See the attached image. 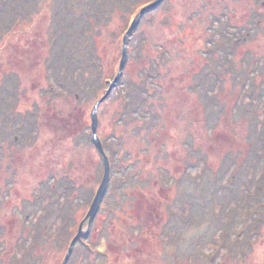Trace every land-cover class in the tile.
<instances>
[{
  "label": "rangeland",
  "instance_id": "obj_1",
  "mask_svg": "<svg viewBox=\"0 0 264 264\" xmlns=\"http://www.w3.org/2000/svg\"><path fill=\"white\" fill-rule=\"evenodd\" d=\"M65 1L0 0V264H63L104 175L88 139L92 113L118 75L132 22L157 0H134L135 11L130 4L115 9L112 0ZM163 3L129 34L122 75L97 109V136L112 126L117 93L138 85L153 67L151 104L164 114L157 121L165 134L151 141V153L160 143L166 147L159 178L169 190L151 184L129 201L121 196L126 186L115 180L129 172L112 169L95 221L67 264H242L236 261L241 254L222 244V231L231 208L244 212L264 171V0ZM81 12H88L85 20L78 19ZM75 28L90 33L88 40L61 35ZM74 39L80 53L69 58ZM67 65L88 67L92 77L71 78ZM142 166L157 165L144 159ZM55 175H70L82 196L92 198L72 207L70 230H62L59 216L71 210L59 203L64 194L53 193ZM261 218L254 233L260 239L248 248L245 264H264V213Z\"/></svg>",
  "mask_w": 264,
  "mask_h": 264
},
{
  "label": "trees",
  "instance_id": "obj_2",
  "mask_svg": "<svg viewBox=\"0 0 264 264\" xmlns=\"http://www.w3.org/2000/svg\"><path fill=\"white\" fill-rule=\"evenodd\" d=\"M67 1L68 0H66L65 2ZM79 1L80 0H78V2ZM112 1L113 3L111 2V4H113V8L118 9V6H119L118 10L128 7L129 4L130 6L133 5L132 7H130L132 8L133 11H135L137 7H139L137 3L134 2V0H112ZM168 1L169 0L165 1L163 5L167 4ZM93 2H97V0L95 1L93 0ZM123 3L125 7L123 6ZM76 5L74 6L76 7ZM86 13L81 12L78 19L85 20ZM68 30L69 29L64 31V34H61V35L65 37L69 33L71 38L74 37L76 39L77 37L79 39L81 36L84 38V40L85 39L88 40L89 38L88 36L90 33H87V31H82V32L80 31V34H79L78 29L76 28L71 31H68ZM75 39L74 41H72L70 45L72 52L70 53V50L68 49V53H66L67 57L69 58L71 57V54L73 57L76 54L78 55L80 53L79 49L81 47V43L77 42ZM62 43H63V40L61 41V46H62ZM141 43L144 45V40ZM155 52L158 54H161V51L159 50H156ZM88 55H91V53L88 52ZM60 59H61V56H60ZM92 60L94 61L93 64L98 61L96 57H92ZM155 60H157V58ZM85 66H86V61H85ZM67 67H69L68 69L70 71L72 70L70 72L71 78H74V77L80 78L83 75V73L88 74L92 77L93 72H87L88 67L86 68L79 67L78 71L75 70L76 66L67 65L66 68ZM71 67H73V69ZM95 69H96L95 71L97 72L96 73L97 76L102 74V66L97 65ZM153 69H154L153 67H150V71L146 70L145 72H143V74L140 77H138V79H140L139 81V83L141 84L140 86H139V83L138 85H136L137 82H135L133 85L129 86V89L126 90L125 94H123L124 93L123 91H120L119 93H117V96H115V98L117 100L118 107H117V110L113 114V118L111 122L112 126L110 127V130L106 133L105 136H102L99 138L100 141L102 142L104 149L110 152V155L108 156L110 160L111 170L114 168H117L118 171L122 170V171L129 172L128 177L115 179L118 183H121L126 186V188L121 193V196L127 198L129 201L134 200L136 198L135 196L136 193L134 192L140 191L142 194L144 192L143 189L145 190H147V188H149L150 190L153 189V187H151V184H153L154 188H157V190L164 189L163 190L164 193L168 192L167 190H169L163 187L162 178L161 177L159 178L161 168H163L162 164L166 160L165 158L166 156L165 148L166 147H164V145L160 143L159 145L156 146L157 151H153L151 153V151L155 147V146L151 147L152 145L151 141L158 140V137L160 135L163 136L165 134L164 132H161L160 125L157 121L158 118L160 116H163L164 114L162 112L153 110L152 104H151L152 102L151 99L155 98L154 97L155 91L152 94H150L151 89L149 86V84L153 83L156 78V75L152 73ZM65 73H66L65 75L61 73L59 75L62 76L64 79L68 78L66 75L67 74L70 75L69 72L66 70ZM120 81L124 82L123 80H120ZM58 86H60L62 91H69L68 86L63 82H59ZM137 86H139V88H137ZM149 114H150V117L147 118ZM158 127L160 128L159 131H158ZM259 134H258L259 136H264L262 133V130ZM88 139L90 143L93 142L92 136L89 137ZM77 140L78 141L80 140L78 136L77 138L76 137L73 138L75 146H76ZM80 144H81V141L77 143V146ZM77 152L79 153V148L76 147L75 152H72L73 157L76 156ZM260 158H264L263 153L260 154ZM144 159L150 160L154 165H157L158 167L154 166V170L153 169L147 170L148 168L144 166H142L143 168H141V165H143ZM99 160H100V164L102 163L103 165V168H100L99 172L104 174L103 160L101 157ZM158 161L161 162L160 167L156 163ZM139 165L140 167H138ZM67 168H68L67 171L73 175L72 171L70 170L71 168L70 167H67ZM149 173H153L155 176L151 179L150 177L146 176ZM141 174L143 175L144 179L141 178L140 182H136L133 180L135 176H138ZM157 174L158 176H156ZM52 179L54 180L53 187L55 188L53 189V193L60 196V198L62 197L63 194L65 197L63 202H59V203L66 204V206L62 205V207L63 208L68 207L69 210H71V211H68L67 213L64 212L63 215L59 216V219L62 220V230L63 229L65 230L66 227L70 230L71 229L70 222L74 221L72 220V218L74 217V212H75V211H72V207H73V210H75L76 208L80 206H85V204H88L90 201H92V198H89V195L82 196L83 194L82 188H80L77 185L72 184L73 181L72 179H70V175H68L66 179L62 178V180H61L60 175L58 176L55 175L54 177H52ZM61 181L63 182V184L61 183ZM58 184L60 185L61 188H58L57 186ZM75 187H78V188L75 189ZM254 187H255L254 190H251L248 193V196H247L248 201H245L244 203V206H245L244 212H241L239 214L236 213L235 212L236 206L231 208L228 211V213L226 214L228 221H227V224L224 226V228L226 227V229L222 231L223 233L222 238L223 237L226 238L225 240H223L222 244L226 246L228 250H230L231 248L234 251L236 250L238 253H240L241 256L240 257L238 256L237 258L239 260H236V261L242 264H245L247 262L246 259L249 255L248 248H250L252 244L254 246L255 245L254 243L259 241L260 239V237L254 233L258 231L259 223L263 222L261 215L262 213H264V200L262 199L263 187H264V171H263L262 176L257 179V182L255 183ZM53 193L47 196L45 195V192H44L43 197L44 198L47 197V199H51V201H54L55 199L52 196ZM128 193H130V195H128ZM155 197L156 195L151 196V198H155ZM75 198L77 200H81V203H74L73 200H75ZM129 205L132 206V203H130ZM52 214L53 212L51 213V216L55 215V214L54 215ZM128 218L130 217L128 216ZM234 231H237L235 238L230 240L231 238L230 237L228 239V235ZM235 244H239L240 247H236ZM99 245L101 244L96 243L92 245L95 251L100 249ZM226 257H229L228 253L226 254Z\"/></svg>",
  "mask_w": 264,
  "mask_h": 264
},
{
  "label": "water",
  "instance_id": "obj_3",
  "mask_svg": "<svg viewBox=\"0 0 264 264\" xmlns=\"http://www.w3.org/2000/svg\"><path fill=\"white\" fill-rule=\"evenodd\" d=\"M163 1L164 0H157L153 4H150L149 6L143 8L140 11V13L138 14L137 18L132 22L131 28H130L129 32L127 33L126 37L124 38V48H123L122 60H121V64H120L118 75H117L116 79L114 80V82L111 84V87H110L107 95L98 103V105L95 108V111L92 113V117H91L92 118V128H91V130H92V134H93V140L92 141H93V144H94V147H95L97 153L100 155V157L103 160L104 175H103L102 182H101V184H100V186L98 188V191L96 193V196H95L94 200L91 203L89 212L87 213V216H86L85 220L80 224L79 230H78V234L76 235V237L73 239V241L70 244L69 251H68V253L66 255V258H65L63 264H67V262H68V260L70 258V255L72 253V250H73L74 246L77 244V242L87 237V234L90 231L91 225L94 222V220H95V218H96V216H97V214L99 212L102 199L104 197V194H105L106 189H107V185H108L109 180H110L111 166H110L109 156H108L107 152L105 151V149H104V147L102 145V142L100 141V139L97 136V128H98V123H99L98 122V115H97L98 106L104 100H106L109 97L112 89L118 83V80H119V78L122 75V71H123V68L125 66L126 57H127V40H128L129 34L138 25L139 21L141 20V18L145 14V12H147L148 10H152V9L158 7L160 4L163 3ZM86 221L88 222V226H87V230L84 231L83 230V225H84V223Z\"/></svg>",
  "mask_w": 264,
  "mask_h": 264
}]
</instances>
